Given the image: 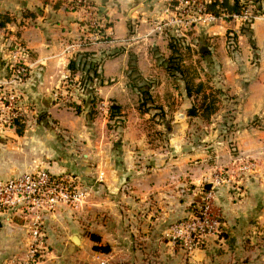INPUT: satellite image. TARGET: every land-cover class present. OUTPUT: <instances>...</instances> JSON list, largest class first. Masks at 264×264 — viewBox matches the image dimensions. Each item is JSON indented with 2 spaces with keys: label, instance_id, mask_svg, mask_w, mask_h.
Segmentation results:
<instances>
[{
  "label": "crops",
  "instance_id": "crops-1",
  "mask_svg": "<svg viewBox=\"0 0 264 264\" xmlns=\"http://www.w3.org/2000/svg\"><path fill=\"white\" fill-rule=\"evenodd\" d=\"M90 2L113 40L84 52L95 58L106 51L121 53L104 61L94 106L83 101L85 111L79 114L55 97L65 92L64 77L75 76L63 45L82 34L88 16L50 0H0V13L15 20L0 29V76L7 75L12 53L7 47H25L31 76L22 95L39 121L22 135L8 128L12 133L5 134L13 138L0 139V180L41 170L70 173L87 192L78 208L62 207L44 217L47 250L41 264H101L104 259L113 264H264V16L255 19L232 55L226 40L234 23L197 31L200 49H208L201 59L210 85L230 97L206 122L187 115L194 98L182 79L167 71L170 40L152 33L162 0ZM26 10L36 18H25ZM191 52L184 53L183 66L194 70ZM131 65L139 84L151 87L156 109H140ZM195 75L196 84L209 85L201 73ZM100 102L110 105L108 116L97 112ZM111 108L118 109L114 119ZM227 114H233L230 135L220 125ZM241 159L254 162L255 170L236 172ZM220 170H226L227 182L213 186ZM208 194L222 233L189 252L174 244L168 231L192 216ZM29 230L19 214L0 216V264L26 254ZM95 246L109 252L95 251Z\"/></svg>",
  "mask_w": 264,
  "mask_h": 264
},
{
  "label": "built area",
  "instance_id": "built-area-1",
  "mask_svg": "<svg viewBox=\"0 0 264 264\" xmlns=\"http://www.w3.org/2000/svg\"><path fill=\"white\" fill-rule=\"evenodd\" d=\"M60 3L69 11H82L88 16V23L82 34L75 40L63 45V54L70 60L78 52H84L97 45L104 36L101 23L94 16L95 8L90 0H50ZM224 0H162V7L157 18L151 22L152 33L184 40L191 48H197V31L219 22L235 23V31L248 27L258 17L251 4L242 8L241 13H230L223 7ZM244 3L241 0V4ZM215 7L213 12L211 7ZM235 31L233 32L235 34ZM240 31V30H239ZM233 43V42H232ZM237 46L234 44L232 47ZM25 48L15 49V59L10 63V75L0 81V126L1 132L14 125L20 119V112H28L21 99L22 86L31 75ZM8 118L10 122H8ZM241 173L254 171L256 164L248 160L237 161ZM227 182L226 176L219 173L213 178V186ZM87 198V192L80 186L78 178L72 174L59 175L48 171L26 173L9 179L0 180V216L10 218L19 214L29 222V245L24 256H15L7 264H41L47 250L45 216H52L62 207L78 208ZM213 197L208 194L192 216L173 224L168 231V238L176 245L193 252L209 238L222 233V221L213 211ZM101 264H113L104 259Z\"/></svg>",
  "mask_w": 264,
  "mask_h": 264
},
{
  "label": "trees",
  "instance_id": "trees-1",
  "mask_svg": "<svg viewBox=\"0 0 264 264\" xmlns=\"http://www.w3.org/2000/svg\"><path fill=\"white\" fill-rule=\"evenodd\" d=\"M244 3L241 4V0H235L230 2L229 0H224L223 7L226 8L230 13H241V10L246 5H253L255 7L256 15H264V0H243ZM213 12H216L215 7H211ZM24 14L25 18H36V13L26 10ZM14 18L8 13H0V29L5 28L7 24L14 22ZM253 23V22H252ZM248 29H244V32H248ZM229 46L232 50L236 49L232 47L235 43V34L233 32L228 33ZM169 47L171 49L172 55L167 60V71L169 74L179 76L185 84V91L190 98H194V103L191 109L188 111L187 115L189 117H202L206 122H209L211 117L218 111L223 97L227 94H224L223 90L214 88H209L205 83H195V70H191L183 66V55L184 53H189L191 50L187 43L184 40L170 37ZM233 42V43H232ZM116 52L108 57L116 56ZM93 53L90 52H79L77 53L69 62L70 71L72 74L76 75L79 72H82L80 84L84 85L85 90L89 94L92 105L94 106V93L95 90L92 88V85L97 81L101 80V73L99 60L92 59ZM95 58V57H93ZM130 77L134 83V88L137 89L141 95V105L140 109L142 111H149L151 109H156L154 106L153 98L150 93V86L141 85V78L138 75L136 66L131 65L130 67ZM147 85V84H146ZM229 97V96H227ZM77 113H82V106H75ZM113 113V118L118 116V109L111 108ZM14 125L17 128V133L22 135L24 132V124L22 119H17L14 121ZM91 239L95 242L100 241L99 237L96 235H91ZM95 251L109 252L108 247L95 246Z\"/></svg>",
  "mask_w": 264,
  "mask_h": 264
},
{
  "label": "rangeland",
  "instance_id": "rangeland-1",
  "mask_svg": "<svg viewBox=\"0 0 264 264\" xmlns=\"http://www.w3.org/2000/svg\"><path fill=\"white\" fill-rule=\"evenodd\" d=\"M256 15V14H255ZM258 17H261V16H264V15H257ZM98 19V18H97ZM99 21V20H98ZM255 21V20H254ZM253 21V22H254ZM100 22V21H99ZM101 23V25H102V27H101V31H103V35L104 36H107L105 33H104V31H105V27H103V23L102 22H100ZM229 23H230V20H229ZM253 24V23H252ZM252 24L250 25V26H248V27H242L241 29H239V30H237V31H235L234 30V28L236 27V24L234 23V27H233V29H231V30H229L228 31V33L229 32H234L235 31V43H236V49H234V50H232L231 49V47L229 46V40H228V38H229V36H228V33H227V40H226V44H227V49H228V52H229V54H234V53H236V52H239V50H240V47H241V45H240V41H241V39H242V37L244 36V35H247V33L250 31V29H251V26H252ZM248 29L247 31L248 32H244L243 30L244 29ZM113 39H111V37L110 38H103L101 41H100V43H102V44H107V45H109L111 42L110 41H112ZM18 46H20V45H15V44H10V46H8L7 47V49L10 51V52H12L10 55L11 56H9L8 58H7V60H8V63H9V65H10V63H12L15 59H17V58H15L14 57V51H15V49H16V47H18ZM200 46H201V41L200 40H198V42H197V48H191V47H189L190 48V50L192 51L191 52V55H192V57H193V60H194V65H192V68H194V70H195V72H194V76H196L195 74H200L201 73V75H203L204 76V78L206 79V81H207V79H208V83H209V88H214V90H217V89H221V90H223V92H224V94H227L226 96H224L223 97V100H230V97H227L228 96V93H227V90H225V89H223V88H219V87H215V85H210V82L212 83V77L209 75V71H206L205 70V65L202 63V59H201V53H200ZM23 48H25V47H23ZM25 50H26V52L28 53V50L25 48ZM79 53V52H78ZM117 53V55H119L121 52H116ZM77 54V53H76ZM111 54H113L112 52L111 53H108L107 51L106 52H104V53H102V54H100V57H98V58H93L92 57V59H97V60H99V64L101 65V67H100V73H102L101 72V70H102V66H103V63H104V61L106 60V59H109V57H108V55H111ZM116 55V56H117ZM65 57V56H64ZM115 57V56H114ZM27 58H28V56H27ZM27 58H26V61H27ZM66 58V57H65ZM67 59V58H66ZM186 59H187V62H188V64H189V57L187 56L186 57ZM185 66V65H184ZM189 67V66H188ZM6 69H7V75L6 76H4V77H2V76H0V81L1 80H4V78H8V76L10 75V68H9V66L8 65H6ZM30 70H31V68H30ZM200 71V72H199ZM82 72H79L78 74H76L75 76H66V77H64V79H63V81H64V84H63V88H62V90L63 91H65L64 93H63V95L61 96V94L59 93L55 98L56 99H58L57 100V102H59V99H62L63 101H62V103H64L67 107H70V108H72L73 110H75V106H82L83 105V101H86L87 99H89L90 98V96H89V94L87 93V91L85 90V88H84V85H82V84H80V78H81V76H82ZM31 76V75H30ZM30 76H29V78H30ZM170 76L171 77H177L176 75H172V74H170ZM202 77V76H201ZM203 78V77H202ZM98 84V82H96V83H94L93 85H92V88L97 92V87L99 86V85H97ZM145 86H148V85H146V84H144ZM150 89H151V87H150ZM57 91H59V89L57 90ZM140 97V96H139ZM21 99L23 100L24 99V97H23V95L21 96ZM23 102H24V100H23ZM25 104V103H24ZM29 107V106H28ZM109 108H110V105L109 104H106V103H99L98 104V113H101V114H104V115H106V116H108V114H109ZM32 108L30 107L29 109H28V112L27 113H24L23 111H21L20 112V114H21V116H20V118L22 119V123L24 124V128L25 129H31L32 127H35V128H37L38 126L37 125H39L38 123H39V121L37 122V115H38V113H36V114H34V108L31 110ZM82 110H84L83 108H82ZM85 111V110H84ZM96 112V113H97ZM32 114V115H31ZM84 115L86 116L87 114L86 113H84ZM5 119H8V118H5ZM120 120H118V122H119ZM8 122H10V120L8 119ZM117 123H115V125H116ZM221 126L222 125H225V127H227L226 128V130H227V132H226V134L227 135H230V133H232L233 132V129H232V127L234 126V124H233V114H227L226 116H225V120L223 121V123H221L220 124ZM221 126L219 127V130H221ZM14 126H12L11 128H13ZM116 127H120L119 126V124L116 126ZM6 129L8 130V124H6ZM15 129V128H14ZM0 130H1V126H0ZM5 131V130H3L2 132L0 131V139L1 140H3V139H12L13 137L10 135L11 133H12V131H10V130H8V131ZM5 132H7V133H10V134H5ZM159 132V131H158ZM158 132H156L155 134L157 135L158 134ZM25 133V132H24ZM41 137H44L43 135H41ZM247 160V159H246ZM249 161V160H248ZM251 162V161H250ZM236 172H241L237 167H236ZM219 173H223V176L225 177V176H227V174H226V170H220V171H218V173L217 174H219ZM248 173H250V172H248ZM70 174V173H69ZM216 174V175H217ZM215 175V176H216ZM200 206V205H199Z\"/></svg>",
  "mask_w": 264,
  "mask_h": 264
},
{
  "label": "water",
  "instance_id": "water-1",
  "mask_svg": "<svg viewBox=\"0 0 264 264\" xmlns=\"http://www.w3.org/2000/svg\"><path fill=\"white\" fill-rule=\"evenodd\" d=\"M207 51H208L207 48H201V49H200V53H201V54H203V53H205V52H207ZM211 187H212V185H211V184H208V185L205 187V189L209 191V190H211ZM78 238H79V237H75L74 240L77 241V240H79Z\"/></svg>",
  "mask_w": 264,
  "mask_h": 264
}]
</instances>
